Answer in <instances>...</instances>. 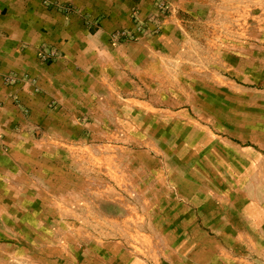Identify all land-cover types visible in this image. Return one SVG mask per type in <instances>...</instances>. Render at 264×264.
<instances>
[{
	"label": "crops",
	"instance_id": "obj_1",
	"mask_svg": "<svg viewBox=\"0 0 264 264\" xmlns=\"http://www.w3.org/2000/svg\"><path fill=\"white\" fill-rule=\"evenodd\" d=\"M97 24L91 34L64 30L58 60L44 66V122L60 124V143L25 156L10 138L9 154L0 151L12 156L0 160L9 173L0 179V219L17 228H0V245L59 264H228V233L243 232L228 229L223 197L210 193L219 180L205 123L221 115L212 114L209 78L197 82L172 24L155 44H113L110 34L129 22ZM41 167L58 187L50 180L37 203L25 169Z\"/></svg>",
	"mask_w": 264,
	"mask_h": 264
},
{
	"label": "rangeland",
	"instance_id": "obj_2",
	"mask_svg": "<svg viewBox=\"0 0 264 264\" xmlns=\"http://www.w3.org/2000/svg\"><path fill=\"white\" fill-rule=\"evenodd\" d=\"M97 22H129L110 34L113 44L127 37L155 44L175 26L180 51L194 57L197 82L203 77L211 82L217 101L212 114L221 115L205 123L211 131L213 183L219 180L210 193L223 197L228 229L243 232L228 233V264H264V0H0V151L9 154L10 138L25 156L60 143V124L51 130L44 122V66L58 60L64 30L91 34ZM58 156V151L48 155ZM25 171L36 181L37 203L50 180L58 187L49 168ZM8 174L1 171L0 179ZM55 214L51 230L59 245ZM11 224V218L0 219L3 230L17 229ZM42 257L19 245H0V264H59L58 258Z\"/></svg>",
	"mask_w": 264,
	"mask_h": 264
}]
</instances>
